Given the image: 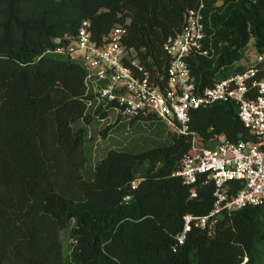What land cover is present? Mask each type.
Segmentation results:
<instances>
[{"label":"trees","instance_id":"trees-1","mask_svg":"<svg viewBox=\"0 0 264 264\" xmlns=\"http://www.w3.org/2000/svg\"><path fill=\"white\" fill-rule=\"evenodd\" d=\"M198 2L0 0V264H264V203L225 214L213 234L192 224L177 240L183 214L206 213L213 202L211 181L190 197L174 173L190 133L168 129L152 145L109 148L93 163L88 124L105 111L87 107L84 66L48 50L70 40L82 19L97 39L121 24L143 65L164 75L163 44ZM203 2L206 53L187 57L198 88L242 67L233 63L250 40L264 52V0ZM141 120L166 127L152 114ZM188 124L198 145L212 146L220 133L251 137L232 101L193 108ZM63 229L72 236L66 254Z\"/></svg>","mask_w":264,"mask_h":264},{"label":"built area","instance_id":"built-area-1","mask_svg":"<svg viewBox=\"0 0 264 264\" xmlns=\"http://www.w3.org/2000/svg\"><path fill=\"white\" fill-rule=\"evenodd\" d=\"M203 7L199 0L185 13L181 29L164 42L168 55L164 75L155 76L143 65L136 49L124 41L126 27L121 24L97 39L90 20L82 19L76 33L67 35L70 40L48 49L84 66L87 107L105 111L95 115L98 120L121 123L152 114L172 132L191 134V148L174 173L189 186L190 197L197 196V184L211 181L213 202L206 213L183 214V229L176 235L179 242L192 224L213 234L225 214L264 203V52L212 85L198 88L187 57L206 53ZM215 101L234 102L251 137L230 140L220 133L212 146L198 145L195 131L189 129L190 111ZM139 180L133 179L131 188Z\"/></svg>","mask_w":264,"mask_h":264},{"label":"rangeland","instance_id":"rangeland-1","mask_svg":"<svg viewBox=\"0 0 264 264\" xmlns=\"http://www.w3.org/2000/svg\"><path fill=\"white\" fill-rule=\"evenodd\" d=\"M256 49L253 47L252 40L244 48V56L241 60L233 63V66L245 65L256 56ZM106 120L92 118L88 124L86 144L92 151V162H96L105 155L109 148L138 150L152 145L157 140H162L168 128L163 132H157L155 126L148 125L144 120L136 121L131 125L116 126L104 129ZM214 144V141H213ZM61 237L64 245V253L69 251L72 236L69 229L61 230Z\"/></svg>","mask_w":264,"mask_h":264}]
</instances>
